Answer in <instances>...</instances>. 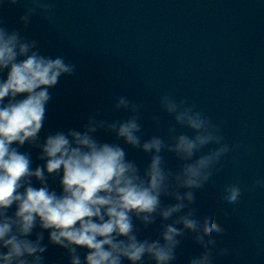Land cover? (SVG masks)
Returning <instances> with one entry per match:
<instances>
[{"label":"clouds","instance_id":"obj_1","mask_svg":"<svg viewBox=\"0 0 264 264\" xmlns=\"http://www.w3.org/2000/svg\"><path fill=\"white\" fill-rule=\"evenodd\" d=\"M36 15L53 24L54 0H28L19 28L0 19V264H47L53 247L63 253L56 264H176L189 239L200 251L187 264L231 254L218 241L226 232L218 213L201 216L197 193L241 144L225 139L222 121L169 92L158 97L151 136L143 104L126 95L111 105L126 118L95 108L79 127L41 136L51 90L77 66L42 54L40 42L23 34ZM129 151L147 157L146 165ZM169 155L177 167L168 166ZM256 189H264V177L248 186ZM244 191L236 180L220 199L236 205ZM154 227L155 238L142 236Z\"/></svg>","mask_w":264,"mask_h":264},{"label":"water","instance_id":"obj_2","mask_svg":"<svg viewBox=\"0 0 264 264\" xmlns=\"http://www.w3.org/2000/svg\"><path fill=\"white\" fill-rule=\"evenodd\" d=\"M27 2L13 6L0 0V19L9 29L21 27ZM54 12L53 24L36 15L23 30L40 42L42 54L64 56L77 66L51 90L41 136L79 127L95 108L113 119L126 118L111 110L117 95L143 104L142 124L151 136L160 94L188 99L214 122H223L227 141L241 144L197 193L199 214L218 213L226 228L220 246L233 250L215 264H264V189L248 190L264 177V0H54ZM100 139L112 137L100 134ZM129 159L141 168L147 163L136 151H129ZM167 162L178 166L171 155ZM236 180L245 188L243 196L236 205L225 204L223 188ZM155 234L154 227L142 236ZM199 251L186 240L176 264H187ZM62 255L49 248L47 264Z\"/></svg>","mask_w":264,"mask_h":264}]
</instances>
